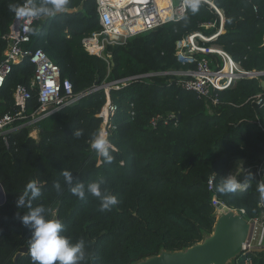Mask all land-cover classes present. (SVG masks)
I'll list each match as a JSON object with an SVG mask.
<instances>
[{"label":"trees","instance_id":"trees-1","mask_svg":"<svg viewBox=\"0 0 264 264\" xmlns=\"http://www.w3.org/2000/svg\"><path fill=\"white\" fill-rule=\"evenodd\" d=\"M214 1L225 24L224 32L211 43L223 47L243 68L264 71V0ZM25 3L47 11L34 21L31 40L24 45L42 48L80 97L37 122L38 138L30 136L34 126L11 131L9 147L0 137V181L6 193L0 206V264H16L23 246L27 250L18 264H33L28 250L32 232L16 217L17 212L23 216L30 211L17 209L16 201L32 181L41 196L31 200L29 194L26 202L32 207L43 204L45 217L59 220L62 234L72 243L84 240L86 259L81 264H134L163 250H183L202 241L217 220L214 195L230 207L244 209L246 218L263 212L257 187L264 183L258 173L264 161V104L247 100L264 90V74L237 79L220 91L216 105L176 83L177 72L194 67L183 64L176 54L178 41L199 30L216 32L220 16L214 9L202 2L197 11L189 8L177 21L109 45L107 51L115 61L109 70L102 57L82 44L85 36L102 29L97 0H65L60 11L51 10L48 0H0V61L7 47L3 36L18 18L11 6ZM210 22L216 26H203ZM34 72L28 59L13 66L0 88L2 112L14 106L13 88L30 87ZM131 76L143 77L110 91L119 110L117 128L110 135L113 159L108 163L91 148L102 124L97 114L107 100L105 89L95 87ZM38 98V89L32 88L28 114L38 108ZM171 112L176 120L151 125L155 115ZM78 130L80 137L75 135ZM235 159L250 167L246 180L250 173L254 180L235 193L217 192ZM65 170L72 175L71 183L62 175ZM212 175L214 191L208 189ZM93 182L101 184L103 194L117 197L118 204L110 211H100V199L87 192ZM78 183L85 186L83 200L70 190ZM255 264H264V258Z\"/></svg>","mask_w":264,"mask_h":264},{"label":"built area","instance_id":"built-area-1","mask_svg":"<svg viewBox=\"0 0 264 264\" xmlns=\"http://www.w3.org/2000/svg\"><path fill=\"white\" fill-rule=\"evenodd\" d=\"M191 2L193 0H178V3H175L174 0H97L102 29L85 36L82 44L88 52L102 57L110 70L113 59L111 52L107 51L109 45L124 43L133 36L181 19L190 8ZM202 2L208 4L220 16L219 28L212 34L203 30L195 31L178 41L176 54L183 64L190 62L194 64V67L177 72L179 77L176 79V83L181 88L216 105L220 100V91L230 88L239 78L260 77L264 71H250L243 68L241 62L223 47L211 43L224 32L225 16L214 0H200V3ZM25 5L30 6L29 3H25ZM37 19H39L38 16L16 18L10 32L3 36L7 41V47L2 53L0 61V88L5 84L14 65L28 59L35 66L30 87L23 84L16 85L12 91L14 106L5 112L0 110V137L3 138L7 147H9L8 134L11 131L19 130L25 126H34L32 128L33 135L37 132V137L31 133L30 136L38 138L37 122L80 97V94L74 92L72 82L68 78H62L59 66L42 48L32 49L24 45L30 42L31 27ZM15 23L17 26L14 29ZM203 26L212 28L216 26V23L210 22ZM169 73L171 72H165V74ZM141 77L143 76H131L120 81L104 82L95 87V90L104 88L107 95L106 103L97 116L102 118L100 131H104L109 141L110 135L117 128L115 118L119 110L118 104L111 98L110 91L113 88L121 87L119 84L126 85ZM32 88L38 89L40 104L32 114H28ZM247 101L254 105L264 104V90ZM133 107L134 103H131V108ZM130 114L133 117L135 111L131 109ZM176 118L177 116L173 112L166 116L157 114L151 119V125L156 127L161 120L167 124ZM110 147L115 149L111 142ZM249 170L250 167L242 165L237 172H227L225 177L235 175L241 183H244L246 181L245 174ZM258 173L264 176V161L258 166ZM214 181L215 175H212L208 181L210 191H214ZM245 186L246 183L242 184L240 188ZM220 202L226 204L217 195H214L213 205L216 207ZM260 205L264 208V202H261ZM233 209L239 211L246 218L244 209ZM247 219L251 224L249 237L243 245L241 255L230 264H255L257 258H264V210L259 216Z\"/></svg>","mask_w":264,"mask_h":264},{"label":"clouds","instance_id":"clouds-1","mask_svg":"<svg viewBox=\"0 0 264 264\" xmlns=\"http://www.w3.org/2000/svg\"><path fill=\"white\" fill-rule=\"evenodd\" d=\"M48 3L51 5V10L60 11L64 6L65 0H48ZM199 4L200 0H193L189 4V7L193 11H197ZM10 10L18 18L37 17L42 11H47V9H38L27 5L20 7L11 6ZM75 135L80 137L82 131L78 130ZM91 148L103 156L108 163L112 162L113 157L110 155V141L103 131H99L94 136ZM62 175L71 183L72 175L70 171L65 170ZM250 180H254L253 174L251 173L244 183H241L235 175H228L217 186L216 190L222 194L235 193L240 189L242 184ZM55 188L59 191L60 184L57 183ZM70 190L73 195L79 197L81 200L85 199L84 184L78 183ZM257 191L260 194V199L264 200V183L258 184ZM87 192L100 199V211H110L113 206L118 204V199L115 195L103 194L99 182L89 183L87 185ZM29 194L31 200H35L41 196V190L35 181L29 182L26 185L25 191L16 201L17 209L26 207L30 209L23 216L17 212L16 217L32 232L28 250L33 264H81L86 259L84 240L81 239L76 243H72L68 237L62 234L63 225L59 220H51L45 217L46 208L43 204L32 207L30 201L26 202Z\"/></svg>","mask_w":264,"mask_h":264},{"label":"water","instance_id":"water-1","mask_svg":"<svg viewBox=\"0 0 264 264\" xmlns=\"http://www.w3.org/2000/svg\"><path fill=\"white\" fill-rule=\"evenodd\" d=\"M112 65L115 61L112 60ZM264 87V81L261 83ZM83 95V94H82ZM242 189V188H240ZM6 201V193L0 181V206ZM217 220L211 234L186 249L163 250L158 255L140 260L134 264H230L243 252L251 224L239 211L224 203L216 206ZM23 246L15 256V262L25 253Z\"/></svg>","mask_w":264,"mask_h":264},{"label":"rangeland","instance_id":"rangeland-1","mask_svg":"<svg viewBox=\"0 0 264 264\" xmlns=\"http://www.w3.org/2000/svg\"><path fill=\"white\" fill-rule=\"evenodd\" d=\"M174 1H175V3H178V0H174ZM14 27L16 28V26H14ZM15 28H14V29H15ZM119 86H123V84H119ZM103 132H104V131H103ZM31 134L33 135V131L31 132ZM33 136H36V137H37V132H35ZM242 165H244V164L241 163L240 160L235 159V160H233V161L231 162V164H230V166H229V169H228V172H229V171L237 172L238 169H239ZM202 241H203V240H202Z\"/></svg>","mask_w":264,"mask_h":264},{"label":"crops","instance_id":"crops-1","mask_svg":"<svg viewBox=\"0 0 264 264\" xmlns=\"http://www.w3.org/2000/svg\"><path fill=\"white\" fill-rule=\"evenodd\" d=\"M14 26H17V24L15 23ZM15 28V27H14Z\"/></svg>","mask_w":264,"mask_h":264}]
</instances>
